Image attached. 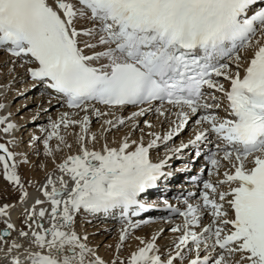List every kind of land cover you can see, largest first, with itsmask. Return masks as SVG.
<instances>
[{
    "label": "snow or ice",
    "instance_id": "obj_1",
    "mask_svg": "<svg viewBox=\"0 0 264 264\" xmlns=\"http://www.w3.org/2000/svg\"><path fill=\"white\" fill-rule=\"evenodd\" d=\"M83 20L91 27L78 28ZM0 49L23 61L33 86L43 85L46 92L63 98L62 107L76 110L41 127L46 133L44 154L53 156L61 145L72 147L61 129H80L75 134L78 153L58 164L61 175L56 180L49 175L42 186L50 211L25 209L31 231H19L29 241L24 258L13 255L24 247L16 241L6 249L0 247L10 264H107L89 247L87 236L72 229L75 214L119 209L127 221L120 231L119 249L129 227H140L128 220L129 215L138 216L150 207L142 203V195L170 175L164 168L172 156L154 163L150 149L178 136L191 117H197L199 126L194 138L169 152L179 153L214 135L217 143L208 174L219 176L223 167L224 178L215 183L204 180L199 199L194 204L185 200L184 210L165 199V208L183 217L170 229L180 233L173 241L174 253L162 259L153 236L151 241L141 240L144 246L131 254L127 264H264V0H0ZM248 50L252 54L245 60L241 53ZM224 58H232L234 71L220 62ZM215 92L227 99L230 118L213 111L221 107ZM154 102L159 103L154 109L159 117H167L171 108L178 111L163 136L147 133L153 138L145 145L138 118L152 111ZM129 106L137 110L127 117L115 116ZM90 108L98 119L114 116L104 120L99 136L90 132ZM143 123L153 127L148 120ZM0 125L4 133L16 128L6 116H0ZM122 128L127 131L118 146L107 142L100 150L87 146L89 141H106L105 133ZM137 131L141 136L132 139ZM16 155L0 143L2 175L18 187L23 203L28 192L16 171ZM10 207H0V217H7ZM205 216L211 217L206 225ZM46 218L48 227L39 222ZM4 223L14 229L12 223ZM8 236L5 230L0 241L6 243ZM111 264L125 262L117 258Z\"/></svg>",
    "mask_w": 264,
    "mask_h": 264
},
{
    "label": "rangeland",
    "instance_id": "obj_2",
    "mask_svg": "<svg viewBox=\"0 0 264 264\" xmlns=\"http://www.w3.org/2000/svg\"><path fill=\"white\" fill-rule=\"evenodd\" d=\"M79 24H84V20L81 21ZM89 27H91V24H89V26L86 28H89ZM3 55H4V53L0 52V61L2 60ZM244 57H245V55L243 56V58ZM7 67H8L7 64L0 62V74L3 72V74H1L2 76H0V82H3L5 80V78H6L5 76H8V74H12L8 70H6V72H4L3 69H5ZM12 68H13V66H12ZM19 68H20V65L19 66L16 65V67L13 69H17V71H18ZM11 71H12V69H11ZM12 72H15V71H12ZM19 74H20V71L15 73L11 77L9 82H7L8 85H7V83L1 84L3 86L7 85V87L5 89H3L2 88L3 86L1 87V85H0V91H3L0 93V104L4 105L3 109H5L7 111V114L10 112L12 113L10 118L15 119L16 122H14V123H16V124L18 123L16 130L12 135L13 138L11 137V139H9L8 137H5L4 134L6 135V133L0 131V143L5 144L9 148L10 151L17 153V155L15 156V161H17V165H18L16 171L22 179V183L24 184V189L27 192H29L30 190L34 189L33 186H36L40 182L41 176L44 177L47 173L52 172V170H53V172L55 170H58L57 165L62 163L64 160V159H62L58 162L57 161L58 155H59V157H61L66 152L69 153L70 152L69 150H71V151L72 150L73 151L79 150V145L76 142L75 134L79 133L80 129H79V127H76L74 129V131L72 129H69L68 130L69 132L66 134H65L66 131L61 129V134L65 135L67 143L72 145L71 149L68 148V150H67V147H64L63 145H61L62 150L55 151L53 156H46L44 154V146L42 143V140L45 137L46 133L41 132L40 129H41V127L47 128L48 124L50 123V120L55 121V120L59 119V117H57V114L60 112L59 110H62V106L57 101L54 102L53 106H51L53 104L52 102H51V105H48V103L47 104L43 103L41 105L42 101L41 102H39V100L36 101V99H37L36 97H39V94L42 92L39 90V88H36L35 90H31L29 88L28 80L26 77L25 78L20 77V79H17L18 80L17 81L16 78L18 76H20ZM6 95L9 96L11 99V101L8 102V105H5L4 103L1 102L2 99L4 98V96H6ZM27 96L31 97V98L29 97L30 101H27ZM44 96H46V94ZM42 97L43 96H40V99H42ZM49 98L50 97H47V98H44L43 100L47 99V101H48ZM33 99H35V100H33ZM221 100H222V98L218 97V102H221ZM37 102H39V103L36 104ZM3 109H0V114L2 112L1 110H3ZM14 109L17 111H15ZM35 109H37V110L35 111ZM13 111H15V112H13ZM34 112H35V114H34ZM116 113H119V111H117ZM152 116L155 119V117L158 116V114L155 113ZM25 119H26V121H25ZM101 124H103V121H101L100 118L98 119L97 117L94 116V120L92 121V123L90 125V131H93V133L97 132L95 134H97L99 136L100 129H98V127ZM143 124L144 123H142L139 126H140V128L144 129L145 135L143 136V138L144 137L146 138L148 129L145 125L142 127ZM152 125H153V123H152ZM2 127L3 126L0 125V128H2ZM191 127L188 126V131H190ZM96 129H98V130L96 131ZM124 129L125 128H122L121 130L124 131ZM154 129H155V127H154ZM151 130L152 129H150L149 131H151ZM151 132H153V131H151ZM113 133H115V130ZM134 135L132 136V139H135V138L137 139L141 136V133L139 131H137L134 133ZM33 136H39V137H41V140L33 142L31 139ZM148 137H151V136H148ZM13 139L14 140L18 139L19 142L17 141L16 143H9V141L13 140ZM144 139H143V142L145 141ZM101 142L103 144V142L105 143L106 141L103 138H101L100 143ZM50 144L53 147V149H55L57 141L55 139H53L50 142ZM90 144H93V143H91V142L88 143L87 146L89 148H90ZM76 148H77V150H76ZM53 164H55V165L53 166ZM48 167L50 169H48ZM0 170L2 173V168H0ZM4 181H6V180L4 179ZM6 182H8V181H6ZM1 183L2 182H0V184ZM37 188L34 191H37L38 190ZM4 190L7 192H5ZM4 190H3V192L0 191V207L4 206L5 204L11 205V207L7 211L10 212V214L12 216L15 214L16 211L19 210L18 215H17L16 220H15L16 229L18 231L19 226L21 224H24L27 227H26V230H23V231L30 232L31 230L28 228V225L26 223L25 209H23V206L21 207V205H23L26 202V200H25V202H23L21 204V201H20L21 192H20V190L18 189V187H14V185L11 188L10 187L4 188ZM10 191H12V192H10ZM36 193H38V192H36ZM46 201H47V199H46ZM10 210L11 211L13 210L12 213ZM87 214L88 213L83 211V210H81L79 213H76L75 214L76 219L74 220V224L72 226V229L75 232H77V234L80 235L81 237H83L82 236L83 233L84 234L86 233L85 236H87V238H88L87 241H88V243L90 242V244H91V245L89 244V246L92 247L96 252H100L103 250L104 252H107L110 254L111 251L114 249L115 253L113 255L112 260H116L117 258H119V260H122L125 262V264H127V260L129 257H127V256L121 257L120 253L118 252L119 249L114 248L115 244L112 243L111 247H109V246L106 247L107 242L113 241L114 239H116V235L119 237V234H118L119 225L118 224L115 225V223L112 222V223H114V225L110 226V228H109V226H108L109 223H106V222H108L107 220L102 221V222L100 219L99 220L96 219L93 221L85 220V218L87 217L86 216ZM33 226L35 227V225H33ZM19 231L17 233L18 235H19ZM18 237H20V236H18ZM20 238L24 239L25 242L29 243V241L27 239H25L23 237H20ZM129 241L132 242V237L127 238L123 242L124 245L128 244ZM119 243H120V241H119ZM169 244L170 243H165L163 246H161V247H163L161 249L162 250L163 249L169 250V248H171L172 250H174L173 243L170 244V245H172V247ZM105 249H106V251H105ZM165 256L166 255L164 254L163 257H165Z\"/></svg>",
    "mask_w": 264,
    "mask_h": 264
},
{
    "label": "bare ground",
    "instance_id": "obj_3",
    "mask_svg": "<svg viewBox=\"0 0 264 264\" xmlns=\"http://www.w3.org/2000/svg\"><path fill=\"white\" fill-rule=\"evenodd\" d=\"M89 24H90V22H88V21H86V20H84V24H77V27L78 28H86V27H88L89 26ZM4 50L3 49H0V52H3ZM251 50H248V51H246L245 52V57H244V59H246V57H249V56H251ZM250 58V57H249ZM21 59H19V58H14V57H12V56H10L9 54H5L4 53V55H3V58H2V60L0 61V62H3L4 64H7L8 65V67L7 68H5V69H3L4 70V72H6V70H8V71H10V73H12V74H8V76H5L6 78H5V80L3 81V82H0V85L1 84H6L7 82H9V80L11 79V77L15 74V73H17V72H19L20 71V76H18L17 78H16V80L17 79H20V77L22 78H27V80H29L28 79V77L29 76H27L26 75V72L24 71L25 70V67H22L21 65L22 64H20L19 63V61H20ZM16 65H20V68H19V70L17 71V69H13V68H15L16 67ZM12 66H13V68H12ZM246 66V65H245ZM231 68H232V70H235V63L233 64V65H231ZM11 69H12V71H15V72H12L11 71ZM1 74H3V72L1 73ZM0 74V76H2ZM23 75V76H22ZM4 76V75H3ZM22 80V79H21ZM18 81V80H17ZM31 82L33 83V81H30L29 80V82H28V84L30 85V89L31 90H35L36 88H38V86L39 85H36V86H33V84H31ZM7 85H8V83H7ZM7 85H1V87L3 88V89H5L6 87H7ZM26 87V86H25ZM39 89L41 90V91H43V92H46V90L44 89V87H43V85H41V86H39ZM5 91V90H4ZM1 92H3V91H0V93ZM48 92V91H47ZM49 93V92H48ZM216 96H218V97H221L222 99H223V101L225 100H227L224 96H223V94L222 93H219V92H216V94H215ZM40 96H43L42 97V99H40ZM30 96H27V101H30V98H29ZM47 97H50L49 98V100L47 101V99H45V100H43L44 98H47ZM37 99H36V101L37 100H39V102H41L42 101V103H41V105L43 104V103H48V105H51V103L49 104V101L51 100V102L53 103L51 106H53L54 105V102H55V99L51 96V95H46V96H44V93H40L39 94V97H36ZM33 100H35V99H33ZM32 100V101H33ZM9 101H11V99H10V97L9 96H4V98L2 99V103H4L5 105H8V102ZM223 101L220 103V104H222V106H223ZM34 102V101H33ZM39 102H37L36 104H38ZM20 104V103H19ZM59 104H61L60 102H59ZM63 104V103H62ZM61 104V105H62ZM40 106V105H39ZM94 107H96V108H100L101 109V111H107V109L105 108V107H102V106H99V105H93ZM46 107V106H45ZM144 107H147V106H144ZM17 108V107H16ZM156 107H154L153 108V110H152V113H151V111L150 112H148V113H146V115L145 116H143V117H140V118H138V120H139V125H141L142 123H143V121L144 120H148L150 123L152 122L153 123V127L151 128L152 130L151 131H154V130H156V133H158V129L160 128V124L162 125V128L165 126L166 127V132L168 131V121H167V117L165 118V120H162V117H159V115L158 116H156L155 117V119L153 118V114H155V109ZM7 109V108H6ZM15 110V109H14ZM37 109H35V111H36ZM135 110H137L136 108H133V107H128V108H125L124 110H122V111H119V113H115V116H122V117H127V116H129L130 114H131V112L132 111H135ZM2 112H1V114H0V116H6V117H8V122H10V123H13V124H15L16 126H17V124L16 123H14V122H16L15 121V119L14 118H10L11 117V115H12V113L10 112V113H8L7 114V111L5 110V109H3V110H1ZM15 111H17V110H15ZM15 111H13V112H15ZM60 112L57 114V117H60V115L63 113V112H65V111H68V112H70V113H73V112H75L76 110H71V109H67L66 107H62V110H59ZM214 111V110H213ZM215 112V111H214ZM34 114H35V112H34ZM158 114V113H157ZM84 115V113L83 112H81L80 113V117H82ZM88 115L90 116V119L93 121L94 120V115H92V110H91V108L89 109V113H88ZM15 117V116H14ZM76 119H79L80 117H76V116H74ZM73 117V118H74ZM22 118V117H21ZM114 118V116H105V117H101L100 119H101V121H103L104 122V120L105 119H113ZM25 121H26V119H25ZM155 121V122H154ZM141 122V123H140ZM102 125V124H101ZM101 125L98 127V129H100L101 130ZM191 125V124H190ZM3 126V125H2ZM29 126V125H28ZM144 126V124L142 125V127ZM105 127H107L106 125H105ZM154 127H155V129H154ZM28 129V128H27ZM98 129H96V131L98 130ZM148 129V131L150 130L149 128H147ZM194 129H195V127H193V129L191 130V131H193L194 132ZM15 130H16V128L12 131V132H10V133H6V135L4 134V136L5 137H8L9 139H11V137H12V135H13V133L15 132ZM114 130L115 129H113L111 132H107V133H105V136H106V138H107V140H106V142L109 144V146H112V147H116V146H118V143H119V141L122 139V136H123V133L124 132H126L127 131V128H125L124 129V131L123 130H120V131H117L116 132V130H115V133H113L114 132ZM95 131V130H94ZM148 131H147V133H148ZM151 131H149V132H151ZM69 131H66L65 132V134L66 133H68ZM90 132H92L93 133V131H90ZM165 132V133H166ZM34 133V132H33ZM94 133H97V132H94ZM134 135V134H133ZM184 135V134H183ZM67 136V135H66ZM135 136V135H134ZM149 135H147L146 136V139H144L145 141H144V144L145 145H147L146 143L148 142V137ZM13 138V137H12ZM16 138V137H15ZM175 138H177V140H178V137H176L175 136ZM114 139V140H113ZM136 139V138H135ZM113 140V141H112ZM18 141V139L16 140L15 139V143ZM19 142V141H18ZM90 142V141H89ZM104 143V142H103ZM101 144H102V142L101 143H96V144H90V149L91 148H94L95 150H100V148H101ZM168 145L169 144H166L165 145V147L164 148H162V149H156L155 150V154L156 153H158L159 152V156L161 155V153H163L165 150H166V148L168 147ZM72 146V145H71ZM179 146V143L177 144V145H175L174 147H178ZM71 149V148H70ZM75 149V148H74ZM67 150H68V148H67ZM76 150H77V148H76ZM70 152L69 153H65L64 155H62L61 157H59V155L57 156V161L59 162L60 160H62V159H65L68 155H74V154H77L78 153V151L79 150H77V151H71V150H69ZM153 153V152H152ZM57 155V154H56ZM56 157V156H55ZM55 159V158H54ZM17 162V161H16ZM203 163V162H202ZM57 164V163H56ZM55 164H53V166H54ZM50 167V166H49ZM48 167V169H50ZM223 170H226L225 168H223ZM46 171V170H45ZM44 171V172H45ZM45 175V174H44ZM49 175H51L52 176V178H53V180H56L57 179V177L58 176H60L61 175V173L58 171V170H55L54 172H53V170H52V172H49V173H47L44 177H42L41 176V178H40V182L38 183V185H36V186H33V190H30L29 192H28V196H27V198H26V202L23 204V205H21V207L23 206V209H28V210H31L33 207H35V209H36V211L38 212L39 211V209L40 208H45V209H48L49 211H50V204L46 201V199H45V197H44V195H43V191H42V186L43 185H45L46 184V182H47V178H48V176ZM213 180L214 179H221V178H224L223 177V174H221V175H219V177H216V176H210ZM0 182H2L1 184H0V191L1 192H3V190H4V188H7V187H13V184H10V183H8V182H6V181H4V177H3V175H2V173H1V170H0ZM21 182H22V179H21ZM14 187H16V186H14ZM38 187V188H37ZM57 187H59V184H57ZM178 187H181L180 185H178ZM38 189L37 191H34L35 189ZM224 189L223 190H226V188H227V186H224L223 187ZM48 190L50 191L51 190V186H49V188H48ZM5 191V190H4ZM5 192H7V191H5ZM10 192H12V191H10ZM36 192H38V193H36ZM9 194V193H8ZM44 200L45 201V203H43V204H41V205H37L35 202H36V200ZM22 204V203H21ZM21 210V209H20ZM11 211V210H10ZM13 211V210H12ZM12 211H11V213H12ZM19 211V210H18ZM18 211H16L15 212V214L12 216L11 214H10V212H8L9 213V215L7 216V217H0V228H3V227H5L6 228V224L4 223V221L5 220H7L8 222H10V223H12L13 225H14V229H10L11 230V236L10 237H8V238H5L6 239V243H5V241H0V247H3V248H7L8 246H10L11 245V243L13 242V241H16V242H18V243H20V244H22L24 247H22L20 250H18V251H14L13 252V255H20L21 256V259H23L24 258V256L26 255V253L24 252V248H27V247H29V243H27V242H25L24 241V239H21L20 237H18L19 235L17 234L18 233V231L19 230H26V227L27 226H25L24 224H21L20 226H19V230L17 231V229H16V224H15V220H16V217H17V215H18ZM14 213V212H13ZM17 213V214H16ZM100 214H102L101 215V217H104V215H103V213H100ZM93 214H91V213H88L86 216V218H85V220H88V221H93V220H99L100 219V217H98V218H96L95 216H92ZM108 216H112V214L111 215H108ZM75 219H76V215H75ZM143 218H140L139 220H142ZM101 220V219H100ZM139 220H137V221H139ZM102 221H106L105 220V218H102V220H101V222ZM174 221V222H173ZM40 222V221H39ZM43 222H44V226L45 227H48V226H50L49 225V223H48V220H47V218L45 219V220H43ZM106 223H109L108 224V226H109V228H110V226L111 225H113V224H111V222H106ZM206 223H208V221L207 220H205V223L204 224H206ZM177 224H179V221L178 220H170L169 222H166V221H157V222H155V223H153V224H149V225H147V226H142V227H140V229L139 230H134L132 233H130L129 234V231H128V238H130V237H132V242H130L129 241V243L128 244H125L124 245V243H123V245H122V247L121 248H119V253H120V255H121V257L122 256H127V257H130L131 256V254L133 253V252H135V251H137V249L139 248V247H143L144 245L141 243V240H143V241H151L152 240V237L153 236H156V237H158V239H157V241H156V243H157V245H158V248H159V253H163V256H164V254L166 255L165 257H163L162 256V259H166L167 257H168V255H169V253H174V250H172L171 248H169V250H166V249H161V248H163V247H161V246H163L165 243H173V241L175 240V238L178 236V233H173L171 230H169V229H171L170 227H174V226H176ZM34 227V226H33ZM123 227H121V229H122ZM119 229V228H118ZM121 229H119L118 230V234H119V236H120V231H121ZM162 230V231H161ZM199 230V229H198ZM86 235V233L84 234H82V236L84 237ZM87 242V244L89 245L90 244V242L88 243V241H86ZM112 243L113 244H115L114 245V248H117V244L119 243V237L116 235V239H114L113 241H109V242H107V245H106V247H111V245H112ZM169 244V245H170ZM91 245V244H90ZM171 247H172V245H170ZM90 247V246H89ZM110 249V248H109ZM168 249V248H167ZM105 251H106V249H105ZM114 253H115V250L113 249L112 251H111V253L109 254V253H107V252H104L103 250L102 251H100V252H97V254L98 255H100L106 262H107V264H111V260L113 259V255H114ZM178 262L179 261H177L176 262V264H178ZM0 264H10V257H5V255H4V253L3 252H0Z\"/></svg>",
    "mask_w": 264,
    "mask_h": 264
},
{
    "label": "water",
    "instance_id": "obj_4",
    "mask_svg": "<svg viewBox=\"0 0 264 264\" xmlns=\"http://www.w3.org/2000/svg\"><path fill=\"white\" fill-rule=\"evenodd\" d=\"M5 230L9 231L8 229H1V231H0L1 235L3 234V232H4Z\"/></svg>",
    "mask_w": 264,
    "mask_h": 264
}]
</instances>
